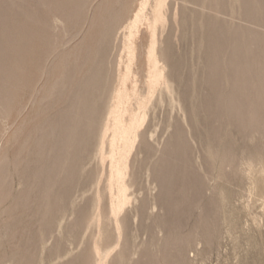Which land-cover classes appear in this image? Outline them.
Segmentation results:
<instances>
[{"label":"rangeland","instance_id":"obj_1","mask_svg":"<svg viewBox=\"0 0 264 264\" xmlns=\"http://www.w3.org/2000/svg\"><path fill=\"white\" fill-rule=\"evenodd\" d=\"M159 1L0 0V264H264V0Z\"/></svg>","mask_w":264,"mask_h":264},{"label":"bare ground","instance_id":"obj_2","mask_svg":"<svg viewBox=\"0 0 264 264\" xmlns=\"http://www.w3.org/2000/svg\"><path fill=\"white\" fill-rule=\"evenodd\" d=\"M75 1V0H74ZM64 2V1H63ZM77 2H79V1H77ZM249 3V2H248ZM56 5V4H55ZM249 6V5H248ZM59 7V6H58ZM162 7H163V1L162 0H160L159 1V3H158V6H157V8L155 9V11H156V17H155V20L157 21V20H160L162 17H163V13H162ZM57 8V7H56ZM250 8V7H249ZM61 9V8H60ZM251 12V11H250ZM136 16H138V14H136ZM254 18V17H253ZM114 20V19H113ZM215 23H218V22H215ZM115 24V23H114ZM117 24V23H116ZM133 25H134V22H133ZM133 25H131V26H133ZM249 27V26H248ZM201 30V29H200ZM203 30V29H202ZM219 30V29H218ZM195 31V30H194ZM256 31V30H255ZM127 32V31H126ZM197 32V31H196ZM219 33V32H218ZM246 33V32H245ZM253 33V32H252ZM217 33H215V35H216ZM221 34H222V32H221ZM248 34V33H247ZM128 35V34H127ZM131 35V34H130ZM214 35V36H215ZM223 36V35H222ZM125 37V36H124ZM126 38V37H125ZM129 38V37H128ZM253 38V37H252ZM256 38V37H255ZM124 39V38H123ZM219 39V38H218ZM131 40V39H130ZM130 40H128V41H130ZM203 40V39H202ZM124 41V40H123ZM132 41V40H131ZM168 41V40H167ZM217 42V41H216ZM167 43V42H166ZM132 44V43H131ZM159 44V43H158ZM216 44V43H215ZM220 44V43H219ZM219 44H218V46H219ZM125 45V44H124ZM123 45V46H124ZM135 45V44H134ZM167 45H169V44H167ZM228 45V44H227ZM129 46H131V45H129ZM224 46V45H223ZM128 47V46H127ZM165 47V46H164ZM167 47V46H166ZM165 47V48H166ZM171 47V46H170ZM169 47V48H170ZM228 47V46H227ZM134 48V47H133ZM219 48V47H218ZM129 50H130V53L132 54V53H134V52H132V51H134V50H131V48H128ZM156 49V48H155ZM202 49H203V47H202ZM123 50V49H122ZM154 50V49H153ZM160 50V49H159ZM169 50V49H168ZM219 50V49H218ZM221 51V50H220ZM224 51V50H223ZM232 51V50H231ZM166 52V51H165ZM164 52V53H165ZM204 52V51H203ZM170 53V52H169ZM168 53V54H169ZM203 54H205V53H203ZM155 55V54H154ZM162 55V54H161ZM225 55V54H224ZM130 56V55H129ZM164 56V55H163ZM227 56V55H226ZM135 57V56H134ZM133 57V58H134ZM127 58H128V54H127ZM133 58H132V60H133ZM148 58V57H147ZM169 57H167V59H168ZM211 58V57H210ZM130 59V58H129ZM158 59V58H157ZM171 59V58H170ZM152 61H153V64H154V66H153V69H152V71H150V75H149V79H150V82H152L151 80H156L159 76H161L162 74H161V70L157 67V65H156V62H157V60H156V57L155 56H153L152 57ZM152 61H150V62H152ZM128 62H131V61H128ZM160 62V61H159ZM224 62H225V60H224ZM223 62V63H224ZM132 63V62H131ZM128 64V63H127ZM129 65V64H128ZM230 65V64H229ZM234 66H236V65H234ZM238 66V65H237ZM150 68V67H149ZM152 68V67H151ZM210 69V68H209ZM129 70V69H128ZM150 70V69H149ZM148 70V71H149ZM215 70V69H214ZM220 71V70H219ZM125 72H127V71H125ZM216 72V71H215ZM130 73V72H129ZM124 78V77H123ZM167 78V77H166ZM125 79V78H124ZM129 79V78H128ZM147 79V78H146ZM238 79V78H237ZM124 81V80H123ZM218 81V80H217ZM8 84V83H7ZM126 85V84H125ZM124 85V86H125ZM165 85V84H164ZM127 86V85H126ZM135 86V85H134ZM201 86V85H200ZM203 86V85H202ZM206 86V85H205ZM128 87V86H127ZM150 87V86H149ZM148 87V88H149ZM90 88V87H89ZM129 88V87H128ZM133 88V87H132ZM166 88H168V86H167V82H166ZM120 89V88H119ZM149 90V89H148ZM135 91H136V89H135ZM123 92V91H122ZM131 92V91H130ZM223 92V91H222ZM128 93V92H127ZM151 93V92H150ZM152 94V93H151ZM124 95V94H123ZM135 95V94H134ZM230 95V94H229ZM115 96V95H114ZM231 96V95H230ZM77 97H79V96H77ZM83 97V96H82ZM117 97V96H116ZM122 96L119 94L118 95V98H119V100H120V98H121ZM127 97H128V95H127ZM131 97V96H130ZM125 98V97H124ZM132 98V97H131ZM122 99V98H121ZM129 99V98H128ZM146 99V98H145ZM113 101V100H112ZM115 101V100H114ZM126 101V100H125ZM145 101V100H144ZM227 101H228V99H227ZM5 102V101H4ZM116 102V101H115ZM114 104V103H113ZM117 105H118V101H117V103H116ZM121 104V103H120ZM119 104V105H120ZM123 106H124V103H123ZM137 106H139V104L137 105ZM231 107H232V105H230ZM132 106H130V108H131ZM140 107V106H139ZM142 107V106H141ZM147 107V106H146ZM19 108V107H18ZM120 108V107H119ZM118 108V106H115L114 108H110V109H108V111H107V118H111L112 120H113V126L118 130V131H116L115 130V132H113V135H112V138H111V141H110V144H111V146H112V153L110 154V158L113 160L112 161V164H113V167H115V169H116V171H115V173L113 174V176L115 175L116 177H117V179H123V177L125 176V174H126V168H127V164L126 163H120V158H119V155H120V151H121V149H122V147L120 148H118V149H116L115 148V142L117 141V140H121V142H122V146L123 147H125L126 145H133V141H135L136 140V137H137V135H138V133H137V128H138V126H139V124H140V122H142V120L144 119V115H142L141 117H140V119L139 120H137V121H131V122H129V123H124L123 121H122V119L120 118L121 116L119 115V113H120V109ZM126 108V107H125ZM144 109H146V108H144ZM128 110V109H127ZM131 111V110H130ZM146 111V110H145ZM124 112V111H123ZM122 113V112H121ZM128 113V112H127ZM126 113V114H127ZM130 113V112H129ZM134 113V112H133ZM143 113H144V111H143ZM129 115V114H128ZM127 116V115H126ZM146 116V115H145ZM249 116V115H248ZM134 117V116H133ZM123 118V117H122ZM249 118H250V116H249ZM107 121H108V119H107ZM106 121V122H107ZM112 122V121H111ZM72 124V123H71ZM106 124V123H105ZM141 125V124H140ZM106 126V125H105ZM107 127V126H106ZM110 127V126H109ZM108 127V128H109ZM140 128V127H139ZM81 129V128H80ZM210 130V129H209ZM113 131V130H112ZM140 131V130H139ZM74 132V131H73ZM72 132V133H73ZM82 132V131H81ZM111 133V132H110ZM109 133V134H110ZM144 133V132H143ZM212 133V132H211ZM74 134V133H73ZM40 135V134H39ZM80 135V134H79ZM73 136V135H72ZM77 136V135H76ZM81 136H82V134H81ZM66 137V136H65ZM83 138V137H82ZM77 139V138H76ZM83 141V140H82ZM84 142V141H83ZM171 143V142H170ZM181 145V144H180ZM178 151V150H177ZM185 153V152H184ZM130 175V174H129ZM126 195L124 194V188L123 187H119V193H118V196H117V198H116V203L114 204V207H113V211H115L119 206H120V204L122 203V202H125L126 201Z\"/></svg>","mask_w":264,"mask_h":264}]
</instances>
